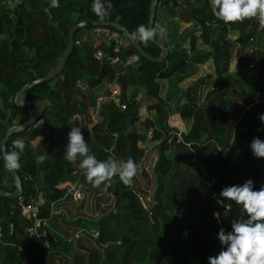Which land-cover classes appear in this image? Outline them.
I'll use <instances>...</instances> for the list:
<instances>
[{
	"label": "trees",
	"instance_id": "16d2710c",
	"mask_svg": "<svg viewBox=\"0 0 264 264\" xmlns=\"http://www.w3.org/2000/svg\"><path fill=\"white\" fill-rule=\"evenodd\" d=\"M149 1L112 0L113 6L103 21L115 22L131 33L141 24L146 26ZM202 1L201 5H197L199 0L190 5L192 29L182 34L173 26L172 31L167 30L165 39L157 37L168 49L166 59L161 62L139 55L122 32L119 34L125 44L115 52L113 45L101 37L78 42L77 33L88 29L81 28L73 34L71 52L59 74L26 90L27 100L42 99L47 105L39 125L36 121L12 134L5 145L11 151L13 145L8 146L12 141L22 138L25 142L20 167L16 169L21 195L14 199L0 197V264H51L55 257L58 262L67 258L64 264H76V258L82 261L86 257L89 264H208L209 257L223 250L217 234L221 228L231 231L233 220L241 213L234 203L231 209L225 210L220 191L226 186L243 185L249 179L254 190L264 185V159L255 158L250 149L254 138L264 141V124L258 118L264 114V48L250 56L254 62L261 63L258 71L262 83L251 84L239 79L236 87L239 93L233 94L232 107L228 108L222 93L228 84L232 45L227 32L238 29L233 42L243 51L245 47H253V41H249L256 37L259 24L255 19L226 24L213 16L206 0ZM160 4L170 11L176 6L173 0H157L153 25L158 22L156 9ZM91 5L92 0H56L50 7L44 0H0V138L7 127L26 117V107L14 104V93L24 83L52 69L65 46L69 27L83 20L100 21ZM195 38H200L209 48H195ZM137 44L151 56L159 52L151 42L146 46ZM96 48L116 55L119 61L95 59ZM130 56L133 60L126 63ZM206 61L211 62V74L193 83L198 87L208 86L209 90L203 103L197 104L199 98L191 89L192 83L186 87L183 84L195 76V72H189V66ZM254 69V66L249 69L251 79H255ZM246 73L244 68L238 71L241 76ZM114 78L116 81L112 84ZM109 84L112 87H107ZM129 87L131 90L127 91ZM249 90L258 94L250 96ZM113 96L125 107L114 106L110 102ZM137 105L145 106L146 116L136 114ZM20 115L24 117L18 119ZM170 115H176L187 128L184 140H175L172 154L168 155L169 136L165 131ZM73 127L81 128L90 152L98 160L131 157L139 169L145 153L143 145L155 142L152 199L162 209L158 220L147 222L144 212L134 215L137 224L132 226V234L116 240L115 234L107 232L108 220L111 226L114 224V213L101 215L94 221L97 247L92 246L87 256L74 249L59 254L55 245L60 238L53 241L49 228L47 246L34 238L21 243L25 237V219L17 208V201L34 198L38 201L39 216L50 222L61 215L53 212L62 203L72 204L64 198L67 185L75 182L84 192L88 190L93 195L106 193L93 188L82 170L64 159L67 135ZM39 155L47 157L42 164L36 162ZM197 165L204 169L202 174L195 170ZM24 175L29 177L23 179ZM196 186L203 192L199 193ZM111 187L109 190L122 189L115 194V201L121 200L123 192L136 195L134 180L130 193L120 182ZM0 188L13 189L1 158ZM217 212L218 219L213 216ZM172 231L179 233L176 239L169 238ZM18 245H22L20 250Z\"/></svg>",
	"mask_w": 264,
	"mask_h": 264
},
{
	"label": "clouds",
	"instance_id": "9594fccd",
	"mask_svg": "<svg viewBox=\"0 0 264 264\" xmlns=\"http://www.w3.org/2000/svg\"><path fill=\"white\" fill-rule=\"evenodd\" d=\"M210 4L214 15L226 24L255 19L259 27L264 29V0H210ZM112 6V0H92L91 8L98 19L103 21ZM158 36L162 40L167 36L166 28L159 24L151 27L141 24L128 34L130 42L145 46ZM258 118L264 124V114H260ZM24 148L25 142L19 138L13 141V150H2L7 170L20 167V156ZM250 149L255 158L264 159V141L254 138ZM46 158L45 155L37 156V164H42ZM64 159L82 170L86 181L101 191H107L117 180L130 187L139 170L131 157L126 160L111 157L98 160L90 152L80 127H73L68 132ZM219 196L223 201L229 202L223 205L225 210L231 209L234 203L241 215L233 220L231 231L225 232L223 228L219 230L217 238L223 250L209 257L208 264H264V185L259 190H254L253 181L249 179L243 185L224 187ZM213 216L218 219L220 214L213 213Z\"/></svg>",
	"mask_w": 264,
	"mask_h": 264
},
{
	"label": "rangeland",
	"instance_id": "374dc122",
	"mask_svg": "<svg viewBox=\"0 0 264 264\" xmlns=\"http://www.w3.org/2000/svg\"><path fill=\"white\" fill-rule=\"evenodd\" d=\"M93 36L90 35L88 30H82L80 32L77 33L76 35V40L78 42H82L83 40H88L89 38H91ZM124 41V40H123ZM122 44H120L119 46H121ZM191 70H193L192 68H190ZM208 69L207 66L203 67V69L201 68L200 71L204 72V70ZM197 70V69H196ZM195 70V71H196ZM208 71V70H207ZM194 72V71H191ZM206 72V71H205ZM197 74H199V72L196 74L195 76H191V78H188V81L185 82L183 84L184 87H186L190 82L193 81V79L195 77H197ZM202 74V73H201ZM80 85H82L83 80L80 81ZM105 85V82H104ZM191 89L193 91L196 92L197 97L199 98L197 100V104L203 103V100L206 98V94L209 90V87H204V85H200L198 86H194V83L191 84ZM194 86V87H193ZM107 87H112L111 84L107 85ZM131 90V87H129L127 89V91ZM164 92V88H161L160 93L162 94ZM128 94V92H127ZM234 99V96H233ZM110 102L114 105V106H119L120 100L118 97L115 98V96L110 98ZM210 115V114H209ZM214 116V115H211ZM24 115H20L18 117V119L23 118ZM215 118H217V113H215ZM17 119V118H16ZM17 119V120H18ZM16 120V121H17ZM187 128V124L184 123L183 121H180L177 116H168L167 117V129H166V134H168L169 136V140L167 142V146H166V153L168 155L172 154V146L174 144V141L177 140H184V134ZM165 130V129H164ZM177 134V135H176ZM174 139V140H173ZM147 142H145L146 144ZM144 144V145H145ZM149 143L146 144V147L149 148V152L145 153L142 163L140 165V169L137 172V175L134 177V186H135V197L133 196V194H129L127 195L125 192L121 193V200L119 201H115V194H118L119 192H121L122 189H117V190H109L108 191H104L106 193H98L101 194V196L99 197L98 195L95 197L93 194L84 192L83 189L82 193H83V197L82 199L77 202L76 204H64L62 203L61 206L58 207V210L61 211V213L65 214L67 219H73L75 217L76 221L74 223V227L75 229H84L87 232L86 238L88 239V241H92V246L97 247V244L95 243V240L97 238V231L95 230L94 227V221H96L101 215H110L112 216L113 213V220L114 224L111 226V221H109V223L107 224V232L112 235L115 234V239L119 240V236H127V235H131L132 232L134 231L133 229V225L137 224L135 223L133 216L134 215H141L143 212L146 214L147 216V222L150 223H156V221L158 220L160 214L162 213V209L159 208V206L157 207V205L155 204V202L152 199V194L154 191V187H155V183H154V179H153V175H152V166L154 164L156 155L154 152H152L150 149L152 148V146H147ZM191 164V163H189ZM195 170L199 173L202 174L204 172V169L202 168L201 165H197V167L195 166ZM118 181H115L112 186L117 183ZM112 188V187H110ZM124 190L129 191V187L124 186L123 187ZM196 189L198 190L199 193L203 192L202 188L200 186H196ZM130 193V191H129ZM99 198V199H98ZM120 198V196H119ZM229 203L228 201H224V204ZM233 204V203H232ZM60 208V209H59ZM84 209V210H83ZM79 210H83V212H80ZM75 212L77 214H80L79 217L74 216ZM65 218V217H64ZM85 222L88 225H92V228H88L85 225ZM84 226V227H82ZM48 228L50 230V222L48 225ZM81 229V230H82ZM90 230V231H89ZM119 230V231H118ZM179 236V233L177 232H171V234L169 233V238L171 239H176ZM86 240H83V242L81 244L87 245ZM102 245H105V243H103ZM91 246V247H92ZM90 247V248H91ZM103 247V246H102ZM84 249L82 247H76L77 250L80 251L81 253L85 254L87 256V252H89V249ZM64 249L67 250L66 247H64ZM86 250V251H84ZM84 251V252H83ZM78 258L75 259V263L76 264H89V261L87 260V257L85 259H83L82 261L77 260Z\"/></svg>",
	"mask_w": 264,
	"mask_h": 264
},
{
	"label": "crops",
	"instance_id": "0c3cea01",
	"mask_svg": "<svg viewBox=\"0 0 264 264\" xmlns=\"http://www.w3.org/2000/svg\"><path fill=\"white\" fill-rule=\"evenodd\" d=\"M173 1L176 4V6L173 7V10H171V11L168 8L166 9L163 4H160L157 7L156 16H157L158 22L156 24H159L162 27L166 28V30H169V32L172 31L173 26H174L176 28V30H179L178 33L182 32V34H183L184 31H189L193 27V23H192L193 21L190 19L189 13H188L190 10L191 4H190L189 0H173ZM202 2H203L202 0H199L197 5H201ZM208 24L214 25L213 22H209ZM187 35L189 36V33H187ZM237 35H238V29H231L230 31L227 32V35H226L228 40H230L232 42V45L230 48V60H229V64L227 67V77H226L228 80V84L222 90V93H224L223 96L226 99L225 103H226V106L228 108L232 107L233 94L239 93L238 88H236L237 82L239 81V79L245 80V81L250 82V83L251 82L256 83L254 81H258L257 83H259V84L262 83V80H261L262 75H259V71H258L261 63L254 62L253 57L250 58V56L255 55L254 52L257 49H263L264 48V29H261L258 26V33H257L256 37L254 38V40L249 41L250 43L253 41V47L248 48V49H246V47H245L243 49V51L241 50V46H239V44L233 42ZM183 46L185 48H187V43H184ZM194 47L197 49H200V50H204V49H208L209 45L203 43V41L200 38H195ZM240 50H241V52H240ZM128 59L133 60V57L130 56ZM263 65H264V63H263ZM205 66H207L208 69L204 70V72H201L200 69L201 68L203 69V67H205ZM253 66L255 67V69L252 72V75H253L252 77L254 78V76H255V79H251L250 74H249V72H250L249 69L252 68ZM189 67L193 69V70H191L189 68V72L194 71L195 74H196V71H197V73L199 72V74H197V77H195L191 83L196 81L197 78L203 77L205 74H211V62L210 61H206L205 63H202V64H191ZM241 68H244L247 70V73L244 76L238 75V71ZM257 75H259V76H257ZM256 77H259V80L256 79ZM248 94L250 96H255L258 94V92L254 91V90H249ZM250 96L247 95V97H250ZM171 116H176V115H171ZM179 120L182 121L181 119H179ZM147 143H149L147 146L150 147V146H153V144L155 142L149 141ZM146 144L143 145L144 149H145L144 150L145 153L149 152V150H148L149 148L146 147ZM150 150L155 153L154 148H151ZM145 153H144V155H145ZM144 155H143V157H144ZM155 155H156V153H155ZM86 192L92 194L88 190H86ZM97 195L99 197L101 196V194H97ZM97 195H94V196L96 197ZM83 210H79V211L83 212ZM53 213L54 214L58 213V215L61 214L58 217L50 219V230H49L50 233L52 234L53 241L56 240L57 238H60V240H58L56 242V245H55L57 248H59V254L60 253H67V252L71 251V249H76V247H82L84 249H88L92 246V241H88V239L85 236V235H87L86 230H84L82 228H81L82 230L81 229L77 230L73 226L75 221H76L75 217L73 219H67L65 216L66 213L63 214V213H61V211L59 212L58 209H55ZM74 216L79 217L80 214H77L75 212ZM85 225L88 228H90V227L92 228L93 223L91 225H88L85 222ZM82 227H84V226H82ZM83 240L88 241L87 245L81 244L83 242ZM64 247H66L67 250L64 249ZM84 251H86V250H84ZM66 259L67 258H64L62 261L58 262L57 257H55L53 260V263H51V264H55V263L60 264L61 262H63V264H64Z\"/></svg>",
	"mask_w": 264,
	"mask_h": 264
},
{
	"label": "water",
	"instance_id": "95a60500",
	"mask_svg": "<svg viewBox=\"0 0 264 264\" xmlns=\"http://www.w3.org/2000/svg\"><path fill=\"white\" fill-rule=\"evenodd\" d=\"M44 1L47 2L49 7L54 6L56 3V0H44ZM206 1L208 3V6H209L213 16L215 18H217L212 11L210 0H206ZM156 3H157V0H150L149 1L148 10H147L146 27H148V26L151 27L153 25V17L155 15ZM92 26H108V27H111V28H113L119 32H122V34L124 35L128 44L130 46H132L139 55H141L142 57H144L147 60L159 63L162 60L166 59V57H167L168 49L165 46H163L159 40L156 39L155 41H150L152 44L157 46L159 49L157 56H151L148 53H146L145 51H143L137 43L130 42L129 38H128V34H129L128 30L125 27H122L115 22L83 20V21H78V22L74 23L68 29V32L66 35L65 46H64L61 54L57 58L52 69L48 73H46L45 75H43L41 77H36V78L24 83L14 93L13 102L17 106L26 107V117L20 123L13 124V125L7 127L5 129L3 135L0 138V158L3 162V164H4V161L2 159V150L5 149V145H6L7 140L9 139V137L14 133L20 132V131L28 128L31 124L36 122L40 118V116L42 115V113H43V111L47 105L46 101L42 100V99L27 100L25 97L26 90L30 87H33V86L39 84V83L52 80L56 75H58L59 72L61 71L65 61H66L67 56L71 52L74 32L77 31L78 29L90 28ZM115 81H116V78L113 79L112 84L115 83ZM7 172L11 178L13 189L11 191H6V190H3L0 188V197H6V198H10V199L18 198L21 195V182H20L19 176L17 175L16 170H12V171L7 170Z\"/></svg>",
	"mask_w": 264,
	"mask_h": 264
},
{
	"label": "built area",
	"instance_id": "2783aa9c",
	"mask_svg": "<svg viewBox=\"0 0 264 264\" xmlns=\"http://www.w3.org/2000/svg\"><path fill=\"white\" fill-rule=\"evenodd\" d=\"M196 0H189L191 5L195 4ZM91 36L93 37H101L102 39L108 41L113 45L112 50L115 52L119 49L120 44H125L123 38L119 34V31L108 27V26H92L87 29ZM93 56L95 59L100 60L105 58L109 61V63H116L119 61L116 55H109L107 52L102 51L101 49L96 48L93 51ZM131 60L128 59L126 63H130ZM80 84V83H79ZM112 94H116L115 90H112ZM98 99V98H97ZM120 108H124L125 104L120 102ZM136 114L138 116H146L147 109L143 105H137ZM37 125L41 123V120H37ZM177 135V134H176ZM177 140V139H176ZM179 141V140H177ZM13 145L12 143L8 146L11 148ZM29 176L24 175L23 179H27ZM83 197V193L81 188L75 183H71L67 185L64 189V198H67L72 204H76L79 202ZM17 208L19 210V214L25 219L24 225V234L21 243H24L28 238H34L36 240H40L42 245L47 246V231L49 220L47 218L41 217L38 214L39 205L38 201L34 198H27L25 200L17 201ZM22 245H18L17 248L20 250Z\"/></svg>",
	"mask_w": 264,
	"mask_h": 264
}]
</instances>
